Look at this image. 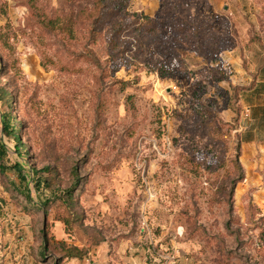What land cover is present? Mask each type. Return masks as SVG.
Wrapping results in <instances>:
<instances>
[{
    "label": "rangeland",
    "instance_id": "1",
    "mask_svg": "<svg viewBox=\"0 0 264 264\" xmlns=\"http://www.w3.org/2000/svg\"><path fill=\"white\" fill-rule=\"evenodd\" d=\"M100 5L0 0V264H264V0H132L110 71Z\"/></svg>",
    "mask_w": 264,
    "mask_h": 264
},
{
    "label": "trees",
    "instance_id": "2",
    "mask_svg": "<svg viewBox=\"0 0 264 264\" xmlns=\"http://www.w3.org/2000/svg\"><path fill=\"white\" fill-rule=\"evenodd\" d=\"M132 0H100L101 5L98 8V11L93 16L95 18L94 22H98L99 20H106V18L113 12V13H122L123 15L126 13L128 17L124 18L121 17L114 27H110L106 30L105 37L107 39L108 44V57H107V69L110 71L112 69V64H114L119 58L123 57L126 60L125 52L127 50V43H129L128 36L133 35L134 37L145 36V34H150L151 30H154L153 20L151 17L145 15L142 12H129L128 8L131 4ZM86 16V15H85ZM78 21V16H69L66 18V21H60L58 23L60 30L58 32L65 34L66 37L70 39L73 36V26L76 28V24ZM52 21H49L51 23ZM75 24V25H74ZM188 25L183 23L180 25L178 29L187 28ZM74 28V29H75ZM196 31V30H195ZM64 35V36H65ZM110 64V65H109ZM3 98L4 100H9V96L3 90ZM12 99V96H10ZM238 117V116H237ZM7 117H5L6 119ZM12 119L7 118V120H3V131L9 137L14 140L15 151L18 155L24 156L30 154V147L22 143L20 136L18 135V128L20 127L21 123H13L11 122ZM239 168V165L237 164ZM14 168L18 170V173L23 172L22 164L15 163ZM33 173L38 174V171H34L31 168ZM33 178V177H32ZM40 179L39 177L36 178V185H39ZM66 194V192H63ZM44 235V247L46 248V244L49 243L46 230H43ZM69 256H78V250L76 248L70 249V252L67 254ZM55 264H59V262H55Z\"/></svg>",
    "mask_w": 264,
    "mask_h": 264
},
{
    "label": "crops",
    "instance_id": "3",
    "mask_svg": "<svg viewBox=\"0 0 264 264\" xmlns=\"http://www.w3.org/2000/svg\"><path fill=\"white\" fill-rule=\"evenodd\" d=\"M263 119H264V118H261V120H263ZM261 143H263V144H264V139H262V140H261Z\"/></svg>",
    "mask_w": 264,
    "mask_h": 264
},
{
    "label": "built area",
    "instance_id": "4",
    "mask_svg": "<svg viewBox=\"0 0 264 264\" xmlns=\"http://www.w3.org/2000/svg\"><path fill=\"white\" fill-rule=\"evenodd\" d=\"M0 204H1V202H0Z\"/></svg>",
    "mask_w": 264,
    "mask_h": 264
}]
</instances>
